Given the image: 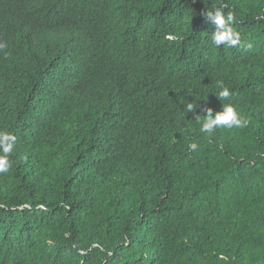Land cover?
Returning <instances> with one entry per match:
<instances>
[{
    "label": "trees",
    "instance_id": "1",
    "mask_svg": "<svg viewBox=\"0 0 264 264\" xmlns=\"http://www.w3.org/2000/svg\"><path fill=\"white\" fill-rule=\"evenodd\" d=\"M0 168V264H264V0H0Z\"/></svg>",
    "mask_w": 264,
    "mask_h": 264
},
{
    "label": "clouds",
    "instance_id": "2",
    "mask_svg": "<svg viewBox=\"0 0 264 264\" xmlns=\"http://www.w3.org/2000/svg\"><path fill=\"white\" fill-rule=\"evenodd\" d=\"M204 15L216 26L217 31L211 37V43L216 46L234 47L239 43V34L234 32L232 25L237 21L235 12L228 11L225 13L223 7L208 8ZM251 47V45H249ZM218 87L223 90L219 92L218 97L220 100L229 97V91L222 83ZM193 103H187L184 111L187 113L193 112ZM204 119L201 120V115L196 116V121L200 123V131L202 133H212L217 128H245L249 125L250 121L247 118H242L236 107L232 104H223L221 112L214 113L212 109H207ZM5 140L8 137H4ZM189 149L193 152L197 151L198 144L193 142L188 145ZM10 145L4 148L7 152ZM0 171H6V168H0Z\"/></svg>",
    "mask_w": 264,
    "mask_h": 264
}]
</instances>
